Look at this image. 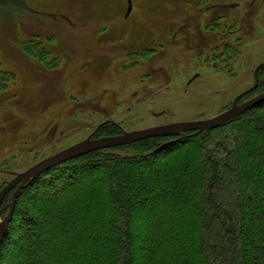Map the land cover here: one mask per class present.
I'll return each mask as SVG.
<instances>
[{
  "label": "rangeland",
  "instance_id": "1",
  "mask_svg": "<svg viewBox=\"0 0 264 264\" xmlns=\"http://www.w3.org/2000/svg\"><path fill=\"white\" fill-rule=\"evenodd\" d=\"M26 1L29 9L15 7L5 16L0 12V80L8 77L6 66L21 79L8 90L0 89L1 188L15 173L100 128L122 132L205 119L258 94L254 88L261 70L256 73V68L264 62V0H165L147 12L145 28L132 37L117 31L134 22L136 28L144 26V11L134 15L136 0L128 16L129 0ZM25 33L55 36L50 48L60 55L61 66L53 73L42 71L14 42ZM258 137L254 141L264 156V134ZM153 166L155 161L136 164L133 171ZM92 179L85 176L74 184L99 187ZM60 188L37 195L34 189L23 196L22 206L43 210L35 216L33 234L42 229L46 205ZM150 217L129 221L138 232L131 264L143 263L147 255L143 233ZM16 238L5 264L23 258ZM29 238L27 231L18 240L22 248ZM56 247L54 243L52 249ZM42 250L35 257L44 256Z\"/></svg>",
  "mask_w": 264,
  "mask_h": 264
},
{
  "label": "trees",
  "instance_id": "2",
  "mask_svg": "<svg viewBox=\"0 0 264 264\" xmlns=\"http://www.w3.org/2000/svg\"><path fill=\"white\" fill-rule=\"evenodd\" d=\"M136 2L134 15L144 11V26L125 24L117 31L120 35L140 34L148 22L147 12L153 13L165 0ZM15 7L29 9V4L26 0H0L2 15L12 14ZM14 42L45 73L61 66L60 55L50 48L55 36L25 33ZM4 68L8 77L0 80V89L8 90L21 79L16 70ZM260 68L254 88L258 93L264 90V65ZM252 96H244V101ZM119 130L100 128L97 136ZM257 133L264 134V101L203 132L188 130L177 136L107 147L44 171L27 183L18 197L2 239L0 264H5L14 238L19 240L27 231L31 242L22 248L16 241L23 254L16 264H131L138 232L130 228L129 221L138 215L151 216L143 233L147 255L141 264H264V156L254 141L259 139ZM154 161L151 168L133 171L136 164ZM85 176L95 178L92 180H97L99 187L74 184ZM65 185L62 191L60 187ZM58 188L57 198L46 205V222L33 234L38 221L35 216L43 210L22 206L23 196L34 189L37 195ZM13 189L2 201L0 214L4 217ZM158 198L162 202H156ZM135 211L140 212L137 215ZM165 214L167 219H162ZM54 243L57 247L52 249ZM41 249L44 256L35 257Z\"/></svg>",
  "mask_w": 264,
  "mask_h": 264
},
{
  "label": "water",
  "instance_id": "3",
  "mask_svg": "<svg viewBox=\"0 0 264 264\" xmlns=\"http://www.w3.org/2000/svg\"><path fill=\"white\" fill-rule=\"evenodd\" d=\"M132 0H129L127 16L132 10ZM235 4H231L234 6ZM264 65L260 63L259 66L256 68L257 70ZM264 101V91L253 95L252 97L246 99L245 101L235 103L229 107L228 109L220 112L212 117H207L205 119H195V120H185V121H178L160 125L149 126L140 129L134 130H124L121 133L107 135L102 137L93 138L91 135L87 138L80 140L72 145H69L61 150L42 158L41 160L35 162L32 166L27 168L22 172L15 173L14 177L7 182L6 185L1 188L0 191V209L2 206V201L6 195L12 190V188L16 187L13 193L12 200L10 201L9 211L6 216L0 221V250L2 242L8 231L9 224L13 217L14 208L16 202L18 200L19 195L23 187L27 185L30 181L36 178L39 174L43 173L50 168L57 166L63 162L70 161L75 157L87 154L89 152L105 149V148H112L118 147L121 145L131 144L136 141H140L147 138L157 137L158 136H177L184 134L186 131H199L203 132L217 126L224 124L225 122L235 118L238 115H242L248 110L255 107L260 102Z\"/></svg>",
  "mask_w": 264,
  "mask_h": 264
},
{
  "label": "flooded vegetation",
  "instance_id": "4",
  "mask_svg": "<svg viewBox=\"0 0 264 264\" xmlns=\"http://www.w3.org/2000/svg\"><path fill=\"white\" fill-rule=\"evenodd\" d=\"M98 131V130H97ZM97 131L95 132V133H97ZM123 132V131H122ZM90 134L93 138H97V137H102V136H107V135H102V136H96V134ZM119 133H121V132H119ZM116 134H118V133H116ZM109 135H113V134H109Z\"/></svg>",
  "mask_w": 264,
  "mask_h": 264
}]
</instances>
